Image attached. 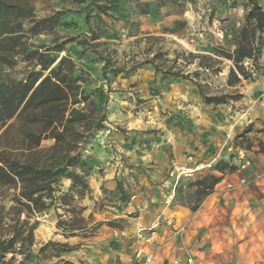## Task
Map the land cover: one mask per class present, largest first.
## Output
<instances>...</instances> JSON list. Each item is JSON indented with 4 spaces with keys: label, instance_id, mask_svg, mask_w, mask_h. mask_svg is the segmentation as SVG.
I'll return each instance as SVG.
<instances>
[{
    "label": "rangeland",
    "instance_id": "374dc122",
    "mask_svg": "<svg viewBox=\"0 0 264 264\" xmlns=\"http://www.w3.org/2000/svg\"><path fill=\"white\" fill-rule=\"evenodd\" d=\"M6 1L23 6L25 14L15 21L11 15L20 26L0 45V82L19 91L20 83L38 81L19 107L18 102L0 106V154L4 146L21 148L45 131L32 160L43 163L54 156L52 129L39 120L59 119L71 105L45 104L47 97L60 95L47 84L23 109L64 57L81 79L77 85L92 95L75 107L89 120L103 119L81 151L86 164L77 173L89 190L61 179L56 200L32 220L38 228L29 264H143L136 259L138 249L156 241L146 243L137 232L155 224L159 238L185 226L177 233L179 242L190 235L195 253L186 256L201 264H264L262 219L246 252H215L208 262L203 247H196L204 242L208 201H264V58L263 71L239 88L243 98L209 105L199 86L209 96L235 93L227 87L231 62L216 65L220 73L207 72L189 56L213 55L220 47L234 51V34L245 24L250 0ZM259 3L264 8V0ZM209 176L221 181L210 188ZM18 192L17 186L0 189V206L9 208ZM68 192L71 197L64 200ZM227 209L231 214L232 207ZM60 220L78 236L65 237ZM247 234L238 241L249 240ZM49 242L75 250L57 246L42 253Z\"/></svg>",
    "mask_w": 264,
    "mask_h": 264
},
{
    "label": "trees",
    "instance_id": "16d2710c",
    "mask_svg": "<svg viewBox=\"0 0 264 264\" xmlns=\"http://www.w3.org/2000/svg\"><path fill=\"white\" fill-rule=\"evenodd\" d=\"M259 1L250 0L251 9L246 14L245 24L234 34V51L220 47L214 50L213 55L189 54L190 57L198 58L197 67L207 72L217 71L220 73L222 70L215 69V66L222 65L224 60L231 62L227 87L234 89L235 93L209 96L205 94L203 87L199 86L206 104H227L231 100L237 101L243 98L239 91L243 81L252 80L255 74L263 71L261 61L264 55V8ZM13 14L14 21L23 19L25 9L18 3L0 0V45L19 32L17 26L20 25H14L10 21ZM246 62L249 63L248 66H246ZM74 73L70 58H62L57 68L50 72V76L42 80L41 85L33 92L28 104L23 109V112L29 109L33 101L43 93L47 84L56 88L60 95L56 99L53 98V95L47 97L48 99L44 101L45 104L71 105L70 110H67L66 107L61 111L59 119L50 115L48 121L39 120L46 126L45 128L52 129V137L56 141L52 148L54 156L43 163L32 160V157L39 153L41 136L45 131L30 137L32 138L30 143L24 141L21 148L4 146L0 154V189L11 186L19 187L13 204L9 208H6L5 205L0 206V264L30 263L33 258L31 248L36 244L35 232L38 228V221L32 223V220L36 214L49 207V201L56 200V186L59 185L62 178L71 179L73 188L80 186L85 191L89 190L87 180L77 173L79 169H84L86 164L81 151L96 131L102 128L103 119L96 122L91 119V121L85 110L75 107L90 102L92 95H87L84 90H81V87L77 85L81 79L75 77ZM194 75L198 77L200 74L195 73ZM173 76L180 77L178 74ZM37 81L38 79L30 84L20 83L21 90L19 91L12 85L0 82V106L6 105L7 102H18L19 107L34 90ZM99 96V103H102L103 94H99ZM93 104L91 105L93 106ZM37 117L38 115H36ZM251 131L252 129L246 133ZM9 150L15 152L12 154L16 155L11 156ZM207 181L210 182V188H213L221 180L218 177L209 176ZM80 195L82 196L84 193L80 192ZM68 197H71V192L65 193L63 199L67 200ZM58 199L60 200L59 197ZM57 226L65 231L63 235L67 238L78 236L75 233L77 229L68 227L66 221L60 220ZM57 246L65 248L66 252L75 250L69 245L49 242L40 251L44 253L51 247ZM10 255L11 257L8 258ZM18 257L22 258L19 262Z\"/></svg>",
    "mask_w": 264,
    "mask_h": 264
},
{
    "label": "crops",
    "instance_id": "0c3cea01",
    "mask_svg": "<svg viewBox=\"0 0 264 264\" xmlns=\"http://www.w3.org/2000/svg\"><path fill=\"white\" fill-rule=\"evenodd\" d=\"M207 207L209 215L204 218V226L207 228L204 232V242H200L199 246L195 245L197 248L203 247L200 253L207 255L206 259L211 262L215 252L235 254L237 251L246 252L249 243L254 239L253 232H257L256 223L260 219L264 221V201L258 202L252 198L222 197L211 199L207 202ZM227 207H232L231 214H229ZM179 225L180 223L175 222L174 229H178ZM247 231L250 232L247 234L250 239L239 242L238 240L243 238V234H246ZM177 236L176 232L164 231L160 238L157 236L155 244L142 245L139 249L143 248L147 252H154L157 257V264H171L176 258L184 261L186 252L195 253L190 242L191 236H188V241L181 243ZM219 238L220 242L217 243ZM247 264L251 263L248 262Z\"/></svg>",
    "mask_w": 264,
    "mask_h": 264
},
{
    "label": "built area",
    "instance_id": "2783aa9c",
    "mask_svg": "<svg viewBox=\"0 0 264 264\" xmlns=\"http://www.w3.org/2000/svg\"><path fill=\"white\" fill-rule=\"evenodd\" d=\"M157 226L152 225L149 227H141L137 232V237L146 242V243H154L156 241L157 236ZM185 229L183 226L177 233H181ZM136 259L141 261L143 264H157V257L154 252L146 251L141 248L136 253ZM172 264H201L194 255L186 256L185 260L182 261L180 259H175Z\"/></svg>",
    "mask_w": 264,
    "mask_h": 264
}]
</instances>
